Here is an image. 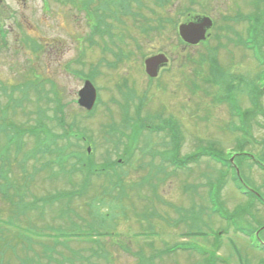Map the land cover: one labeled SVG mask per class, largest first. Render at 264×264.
<instances>
[{
  "label": "rangeland",
  "instance_id": "obj_1",
  "mask_svg": "<svg viewBox=\"0 0 264 264\" xmlns=\"http://www.w3.org/2000/svg\"><path fill=\"white\" fill-rule=\"evenodd\" d=\"M198 1L209 8L203 11L216 18V7L220 0L217 3L216 0ZM171 2L172 10L166 8L171 13L166 11V14L173 19L171 24L175 25L180 19L186 20V16L177 11L191 7L189 0ZM10 3L15 10L8 8L9 11L14 16L20 15L22 8L13 0ZM28 6L35 9L32 3ZM230 6L232 7V3ZM192 7L197 12H203L200 6ZM5 8L0 6V10ZM9 11H0V19L6 12L9 17L6 28L14 33L18 31L20 20L11 16ZM32 12L37 14L38 19L44 17L42 11H28V14L31 16ZM85 13L91 27L87 24ZM239 13L235 12L232 16ZM51 14V17L45 15L46 22H37L43 33L39 35L45 37V52L42 50L45 58L44 62L38 64L41 73H31L29 80L40 85L43 97L48 90L53 89H57L58 95H49L51 101H38L37 94H33L27 110L16 113L17 119L26 126L30 125L35 117L32 110L38 103L47 107L48 115L53 114L58 103L64 106L72 131L70 133L67 127L60 129L49 123V126L46 125L48 138L56 139L71 150L78 144L85 150L87 142L90 143L95 152L93 161L96 166H101L97 167L100 170L116 163L119 158L128 165L116 167L115 173L102 172L106 173L104 177L96 175L97 177L84 178L83 181L78 176V188L83 184L82 196L75 197L72 206L66 200H62L60 205L52 200L55 191L71 192L67 186L72 182V173H61L64 178H57L60 162L57 161L56 166L59 169L44 170L42 163L49 159H35L20 169L16 160L11 169L12 177L7 180V184H14L16 189L8 187V193L12 191L13 195L9 194V198L6 197L5 200L0 193V264H195L198 259L185 256L186 252L181 247L182 236L193 229L192 224L198 226L196 230L202 233L199 234L201 236H213L224 229L230 234H226L224 239L233 237L246 257L243 261L234 260L228 264H262L260 261L264 256L262 250L254 244L255 235L245 238L235 233L234 228L227 229L228 224L234 226L232 223L250 230L259 229L257 233L261 231L260 237L264 240V208L236 188L232 181L233 173L217 160L209 158L208 161L202 159L198 163H189L185 171L178 168L175 170L177 174H174L166 159H173L177 154L175 150L168 151L172 137L170 130H173L175 123L178 136H185L183 146L179 149L182 154H193L201 143L215 144L216 149L228 155L235 152V137L238 133L234 134L235 124L232 121L239 122L233 112L246 110L253 114L252 105L242 92L231 97L232 105L220 99L221 91H215L216 86L206 81L212 79L209 57L212 56L216 63L219 60L224 70L248 77L249 83L240 88L243 91L248 89L251 81L252 89L259 84L255 73L258 69L254 53H244L240 48L238 50L234 47L227 40L233 35H228L225 30L227 38L224 36L221 42L215 37L210 46L186 51L190 59L185 63H179L173 56L161 77L150 82L147 76L148 81L143 76V62L153 51L163 49L170 52L171 47L176 46V36L170 27L167 35L162 36L164 41L154 33L151 40L143 41L144 36L140 30L137 31L132 26L126 27L131 25L129 21H125V25L117 24L114 30L120 36L116 39L123 34L140 35L137 41L127 35L128 46L125 50H135L141 64L132 61L133 70L130 72V63L127 62L115 72L108 67V61L111 60H104L112 57L105 50L108 45L113 47L108 36L92 39L91 55L80 59V52L86 46L79 44L77 39L86 34L87 30L92 34L97 26L92 15L87 11H51ZM217 17L222 22L221 16ZM31 18L36 22V16ZM118 22H122V15L118 17ZM131 22L135 23L134 19ZM240 28L241 25H238L236 29ZM10 37L11 44H14L17 36ZM46 44H53V50ZM139 44L140 51L137 49ZM64 45L67 47L63 48ZM10 48V54L7 52L10 49L0 54V80L10 87L23 85L26 75L37 64L28 63L23 50L20 55L15 56L14 48ZM202 58L204 64L201 62ZM89 70H99L95 79L88 74L76 73H87ZM117 72L127 78L136 102H125L124 95L115 88L122 79ZM85 79L91 80L98 90L102 89L99 94L102 104L93 115L85 113L77 103L78 91ZM113 100L127 104L131 111L122 108L119 112L120 106ZM137 103V110L142 105L144 108L141 117L136 116L129 122L134 131L129 137L126 134H130L131 130L122 127L123 118L129 120L131 113L132 116L135 115L133 108ZM261 104V113L257 112L255 120L251 121L250 144L245 150L246 153H254L264 165V97ZM112 128H120L126 134L120 131L114 134L111 132ZM160 129L165 130L151 133ZM141 132V138L137 142ZM81 135L86 141L78 140ZM122 137L135 140L137 144L132 149H124L118 144ZM179 144L181 145L180 142ZM25 145L26 149H36V138L29 136ZM209 151L215 152L221 159L230 158V155L221 154L214 149ZM244 155L243 160H237V163H241L240 173L248 187L256 188L264 195V170H260ZM88 181H92L94 187L85 186ZM69 207L70 211L67 210ZM76 210L80 216H76ZM218 212L227 215L232 223L222 219Z\"/></svg>",
  "mask_w": 264,
  "mask_h": 264
},
{
  "label": "trees",
  "instance_id": "obj_2",
  "mask_svg": "<svg viewBox=\"0 0 264 264\" xmlns=\"http://www.w3.org/2000/svg\"><path fill=\"white\" fill-rule=\"evenodd\" d=\"M256 91L258 90L253 91L254 100H257L258 96L261 94V92H259V94L255 96ZM2 95L3 94L0 91V135H3L5 137L6 142L4 145L1 146L0 151V173H7L9 168L11 167V164L8 160V155L10 153H14L15 157L18 156L22 151V144L24 145V143H26L25 140L27 139V137L40 135L43 128L47 125L46 121H48V116H46V113L43 111L40 113L38 112V115L35 113L37 115L34 118L35 124L33 123L31 125L26 126L21 121H19L17 117H15L17 112L20 113L26 111V106H24L20 102L18 103L14 101V99H11L10 97H7L6 101L3 102ZM40 97L42 99L41 93ZM256 102L254 103L255 108L258 107L256 106ZM57 126L60 127L61 125ZM53 140H55V146H53L55 149H53V152L56 151L58 153V158L62 162H64L66 158L64 153L61 152L63 151V147L60 145L58 146V142L56 141V139ZM86 171L88 173H93L94 170L89 169V167H87Z\"/></svg>",
  "mask_w": 264,
  "mask_h": 264
},
{
  "label": "water",
  "instance_id": "obj_3",
  "mask_svg": "<svg viewBox=\"0 0 264 264\" xmlns=\"http://www.w3.org/2000/svg\"><path fill=\"white\" fill-rule=\"evenodd\" d=\"M211 23L208 21H204L203 23L182 25L180 27V33L183 38L193 44H197L200 40L205 38V30L204 27L209 26ZM167 62V59L163 56H159L157 58H152L147 61V71L152 76H157V68L161 63ZM81 99L80 104L86 106L91 109L95 97L94 91L91 88H86L80 93Z\"/></svg>",
  "mask_w": 264,
  "mask_h": 264
},
{
  "label": "flooded vegetation",
  "instance_id": "obj_4",
  "mask_svg": "<svg viewBox=\"0 0 264 264\" xmlns=\"http://www.w3.org/2000/svg\"><path fill=\"white\" fill-rule=\"evenodd\" d=\"M11 0H0V6L2 5L6 7L4 10L1 9L0 11H9L8 6L10 4ZM13 2H16L17 5H19L22 8V11H26L25 13H21L20 15H13L12 11H9V14L13 16L14 18H18L20 22L17 25V28L19 26H23L24 30L30 31V30H36L39 27V24L37 22H42V18L38 19L37 14L35 12H32L31 16H36V22H34L31 18V16L28 14V11H42L40 7H37V5H42L44 6V0H13ZM29 3H32V6L35 7V9H30L29 8ZM14 6V5H13ZM232 11H237V10H232ZM2 18L0 19V26L2 28H5L8 21L9 17L6 12L2 14ZM31 18V20H30ZM33 22V23H32ZM216 28H218L217 22H216ZM21 30L18 29V34H21Z\"/></svg>",
  "mask_w": 264,
  "mask_h": 264
}]
</instances>
